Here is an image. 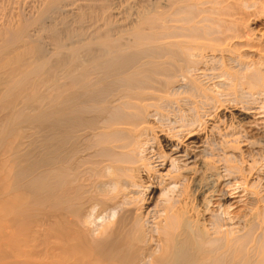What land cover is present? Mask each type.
Returning <instances> with one entry per match:
<instances>
[{"label":"bare ground","instance_id":"bare-ground-1","mask_svg":"<svg viewBox=\"0 0 264 264\" xmlns=\"http://www.w3.org/2000/svg\"><path fill=\"white\" fill-rule=\"evenodd\" d=\"M72 1L0 26V264H264V0Z\"/></svg>","mask_w":264,"mask_h":264},{"label":"rangeland","instance_id":"rangeland-1","mask_svg":"<svg viewBox=\"0 0 264 264\" xmlns=\"http://www.w3.org/2000/svg\"><path fill=\"white\" fill-rule=\"evenodd\" d=\"M23 1H24V2H23ZM41 1L44 3L45 0H7V1H6V0H0V3H1V4H0V20L3 19V20H1L2 23H1V21H0V26H1V24H3V22L5 23V21H8V20H6V19H7L6 17H8V19L12 18V19H10V20H12V21H14V22H15V21L17 22V21L20 20L21 18H22V19L24 18L23 20H26V21H27V19H29V20L33 19L34 16L36 15L37 10H38L39 8H41L40 6H42V4H43ZM111 1H112V3H110V4H112V6L109 4V2H111ZM114 1H115V2H114ZM114 1H113V0H110V1L106 0V3L108 4V6H111V7H108L107 4H104V5H103L104 7H102V6L100 5V3L102 2L101 4H103V3H105V1H104V0H103V1L101 0V2H98V4L101 6L99 10H101V8H106V6H107V8H109L110 10H112V8H113V9H114V8H116V9H117V8L120 9L119 7H116V5H117V6H118V5L121 6V9H122V6H123V5H124V6L127 5V3L125 2L126 0H114ZM130 1H131V0H129V3H128L129 6H128V8H129V7L131 6V4L134 3V2H136L137 4H133V6H131V9H132V7H133V9H132L133 11L130 9L131 11L128 12L129 9L127 8V6L123 7V10L120 9L121 12L123 11V15H122L121 13H119V14L122 15V18L127 17L128 13L130 14V12L133 13V12H134V8H135V10L138 9V10H136V12H139V8H140V10H142V8H144V5L146 4V0H145V2H143V1H141V0H137V1L135 0L134 2H131V3H130ZM132 1H133V0H132ZM138 1H139V3H138ZM140 1H141V2H140ZM154 1H155V2H154ZM154 1L149 0V2H151V3L153 2V3H152L153 5H154V3H157L156 6H159L158 8L160 9V8H161V7H160V6H161V1H160V0L157 1V2H156V0H154ZM73 2H74V3H77L76 5H78V1L76 2V1L74 0V1H72V4L70 3V4H71V5H70L71 7H68V6H67L68 8L66 7V8H67L66 11L70 10V11H68L69 14L73 12L72 15L75 16V17H73V20H75V21H73V20H69V19H72V16L70 17L69 14H68L66 11H63V9L60 10L59 12H57V13H54V14H53L54 16L51 15V16L49 17V18L55 17V18H53V20H54V21H55V19L57 20L56 22H57L58 24L56 23V24L54 25V28H56V31L59 32V30H60L59 33H61V31H64V30H65V31H64V34L61 33V35H59V37H62L61 40H63V41H64V37L67 38V35H70L69 37H71L72 35H75L76 32L79 31V30L77 31L76 29H80V30H81V31H79V32L82 33V36H81L82 39H83L84 37H85V38H89V35L91 34L90 32H91L92 30L95 29V27H92V28H93V29H92L91 26H95V25H96V26H101V22H99L98 20H97V21H98L99 23L96 21V24H93L92 22L89 23V21L87 22L85 18H87V20H88L89 17H87L88 15L86 16L84 12H83L84 14H83V16H82V17L85 16V17L83 18V21H81V20H82V17H80L81 20H79V22L81 21L82 24H81V25H78L79 23L77 24V22H78L77 17L80 16V15H77L78 13L75 14V12H78V11H77L78 6H76ZM122 2H123L124 4H123ZM127 2H128V1H127ZM159 2H160V5H158ZM31 3H32V4H31ZM34 3H35V4H34ZM119 3H120V4H119ZM121 3H122V5H121ZM125 3H126V4H125ZM73 4H74V6H72ZM95 4L97 5V2H96ZM113 4H115V5H113ZM152 4H151V5H150V3L148 4V0H147L146 7H149L150 9H152L151 7L155 8V9H158L157 7H154L155 5L152 6ZM105 5H106V6H105ZM134 5H135V6H134ZM138 5H140V6H138ZM149 5H150L151 7H150ZM2 6H3V7H2ZM26 6H27V7H26ZM97 6H98V5H97ZM136 6H137V7H136ZM38 7H39V8H38ZM73 7H74V8L77 7V8H75V10H74ZM141 7H142V8H141ZM146 7H145L144 9H147ZM70 8H72V9H70ZM124 8H125V10H124ZM149 8H148V9H149ZM10 9H11V10H10ZM109 9H108V10H109ZM118 9L116 10V14H117V15L115 14V17L117 16V17H116V20H117V21H118V19H119L118 17H120V15L118 16V13H117ZM99 10H97V9L95 10V9H94V12H96V14H102V13H100V12H102V10H101V11H99ZM108 10H107L106 13L103 12V14H105V16H107L106 18H108V20H111V22H109V21H107V22H109L110 24L112 23L111 25H113V24H115V22H116V21H114L115 17H114V15L110 16L111 18L114 17L113 20H112V19L108 16V15H111V14H108ZM110 10H109V13L112 12V11L110 12ZM114 10H115V9H114ZM120 10H119V11H120ZM11 11H12V12H11ZM35 11H36V12H35ZM61 11H62L63 13H62ZM71 11H72V12H71ZM84 11L86 12L87 10H84ZM90 11H91V10H90ZM104 11H106V10H104ZM125 11H127V12H125ZM60 12H61V13H60ZM87 12H88V11H87ZM87 12H86V13H87ZM94 12H93V13H94ZM97 12H99V13H97ZM136 12H134V14H135ZM59 13H60V14H59ZM113 13H114V11H113ZM113 13H112V14H113ZM62 14H64V16H63ZM67 14H68V15H67ZM106 14H107V15H106ZM124 14H126V16H125ZM15 15H17V16H15ZM56 15H59V16L62 15L63 17H61V18L59 19V16H56ZM76 15H77V16H76ZM89 15H90V13H89ZM131 15H132V14H130L129 17H130ZM30 16H31V17H30ZM123 16H124V17H123ZM133 16H134V15H133ZM18 17H19V18H18ZM29 17H30L31 19H30ZM57 17H58V19H57ZM64 17H65V18H64ZM68 17H70V18L68 19ZM25 18H26V19H25ZM49 18L46 19V21L49 20L48 22L44 21V22L42 23V25L39 27V28H41V33L38 32V31H40V30H37V31L35 32L36 34H34V33H33V34H34V36H36V35L38 36V39H39V42H40V43H43V42H44V44H41V45L43 46L42 48H43V49H44V48L47 49V52L49 51V52L51 53V51H53V47H52L53 45H51V42H50L51 40H50V39H49L50 41L47 40V39L49 38V37H47V36H49V33H48L49 30H50L49 25H51V24L53 25V24H54V21L51 22L52 19H49ZM78 18H79V17H78ZM117 18H118V19H117ZM120 18H121V17H120ZM17 19H18V20H17ZM22 19H21V20H22ZM61 19H66L67 21H66V20L64 21V20H61ZM84 19H85V20H84ZM89 19H90V18H89ZM58 20H59L60 22H58ZM68 20H69L70 22H68ZM90 20H91V19H90ZM12 21H10V23H11ZM61 21L65 22V23H64V27H65L66 25L68 26L69 23L74 24V25H71V24H70V25H71V26L69 25L70 28H69V26H68V27H65L66 29H63V28H64V27L62 26V25H63V24H62L63 22H61ZM71 21H73V22H71ZM76 21H77V22H76ZM91 21H92V20H91ZM94 21H95V20H94ZM94 21H93V22H94ZM112 21H113V22H112ZM119 21H120V20H119ZM49 22H51V23H49ZM67 22H68V23H67ZM74 22H75V23H74ZM84 22L86 23V25L88 24V25L85 26V27H87V28L90 27L89 29H92V30H90L89 35H88L87 37H86V36L84 35V33H83L84 30H85V28L83 27V25H84L83 23H84ZM121 22H122V21H121ZM59 23L61 24V26H60ZM94 23H95V22H94ZM97 23H98V25H97ZM128 23H129V22H128ZM128 23L126 22V24H125V22H124V24H125L126 26L129 25ZM11 24H12V23H11ZM14 24H15V23H14ZM43 24L46 25L47 27L44 26ZM47 24H48V25H47ZM91 24H93V25H91ZM56 25H58V26L56 27ZM75 25H76L77 28L75 27ZM89 25H90V26H89ZM125 25H124V26H125ZM73 26H74V27H73ZM253 27H254V31H262V32H263V31H264V20H263V19L258 20V21L255 23V25H254ZM47 28H49V29H47ZM54 28H52V26H51V29H54ZM57 28H58V29L60 28V29L58 30ZM71 28H72V29H71ZM75 28H76V29H75ZM42 29H43V30H42ZM62 29H63V30H62ZM68 29H69V30H68ZM70 29H71V31H70ZM89 29H87V30H89ZM74 30H75V31H74ZM42 31H45V32H43V34H46V33H47V34H46L47 36H46V35H42ZM68 31H70L71 33H70V32L68 33ZM85 31H86V30H85ZM66 32H67L68 34H67ZM79 32H78V33H79ZM87 33H88V31H87ZM87 33H86V34H87ZM65 34H66V35H65ZM41 35H42V36H41ZM76 35H77V34H76ZM78 35H79V34H78ZM43 36H44V37H43ZM63 36H64V37H63ZM83 36H84V37H83ZM45 37H47V39H44ZM72 38H73V37H72ZM72 38H71V39H72ZM78 38H79V40L81 39V38L78 37V36H74V38H73L74 40H73V41H74V42H77V39H78ZM85 38H84V39H85ZM71 39H70V40H71ZM70 40H68V41H70ZM42 41H43V42H42ZM65 41H66V40H65ZM73 41L71 40L70 42L73 43ZM70 42H69V43H70ZM45 49H44V51H45ZM47 52H45V53H47ZM49 52H48V53H49ZM48 53H47V54H48Z\"/></svg>","mask_w":264,"mask_h":264}]
</instances>
